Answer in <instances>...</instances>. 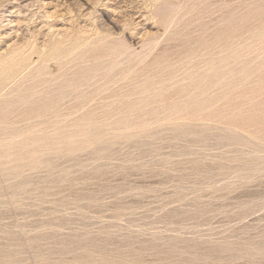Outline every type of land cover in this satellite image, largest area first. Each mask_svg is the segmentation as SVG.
<instances>
[{"label": "rangeland", "instance_id": "rangeland-1", "mask_svg": "<svg viewBox=\"0 0 264 264\" xmlns=\"http://www.w3.org/2000/svg\"><path fill=\"white\" fill-rule=\"evenodd\" d=\"M0 264H264V0H0Z\"/></svg>", "mask_w": 264, "mask_h": 264}]
</instances>
